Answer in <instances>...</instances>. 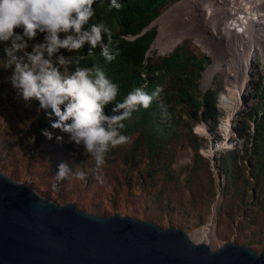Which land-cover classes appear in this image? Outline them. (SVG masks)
Instances as JSON below:
<instances>
[{"label": "rangeland", "instance_id": "rangeland-1", "mask_svg": "<svg viewBox=\"0 0 264 264\" xmlns=\"http://www.w3.org/2000/svg\"><path fill=\"white\" fill-rule=\"evenodd\" d=\"M172 5L164 9L157 18ZM173 12L175 15L173 19H169L168 26L173 28L174 32L177 29L178 33L183 24L180 20V8ZM157 18L154 19L153 25L156 26L158 33ZM184 41L189 46H183L185 49H191L193 53L199 55L198 49L193 48L195 45L186 36L175 46L181 45ZM169 52L162 53L152 44L148 54L155 57ZM258 65L261 74L259 81H262L264 65L261 60ZM10 75L11 69H4L1 63L0 172L28 185L40 196L56 204L72 202L88 213L102 216L119 213L152 221L163 228L173 226L194 231L211 222L212 206L215 205L213 237L210 242L234 241L250 247L257 253H264V200L260 204H254V200L249 197L250 192H247L242 202L241 184L237 183L236 186L231 184L225 178L228 172L222 174L217 165L215 167L211 165L210 157L201 152L202 147L209 146V125L206 121L195 117L189 106L183 103L175 104L170 115L162 110L160 121L164 119L176 121L174 128L177 133L168 140L165 152L161 156L162 161L152 164L151 175L146 170L147 160L138 164L136 170L131 168L124 157L134 135L129 137L126 144L112 148L106 153L102 174L93 173L94 160L91 156L84 155L82 146L70 142L67 133L50 127V121L44 111H37L38 101L32 99L25 103L19 99L8 81ZM168 81L167 78L162 86L167 85ZM220 87L223 88V81L221 77H217L210 88ZM262 87L261 83L259 87L255 84L253 95L241 99L240 108L232 113L228 130L225 132L221 124L226 121L227 115L217 106L219 119L211 132L216 136L212 138L216 148L222 140L230 141L227 146H220L214 151L216 157L222 153L223 148L244 149V139L238 137L234 130L237 115L249 109L261 112L264 106V94L260 96ZM40 121L43 125L48 124V127H39ZM197 125H205L208 133L197 132ZM37 127L40 130L38 136ZM43 129L53 133L51 140L41 134ZM190 130L197 133L202 157L197 158L191 147ZM56 136H62L63 140L57 142ZM239 153L241 154L242 151ZM61 162L68 164L73 175L60 181L59 190H54L52 185L57 183L55 174ZM81 171L85 173L84 180H79L74 175ZM139 172L142 173L143 178L138 176ZM97 175H100L101 179H97ZM258 184L261 187L259 193L264 195L263 183L259 181ZM254 193L256 195V189Z\"/></svg>", "mask_w": 264, "mask_h": 264}, {"label": "clouds", "instance_id": "clouds-1", "mask_svg": "<svg viewBox=\"0 0 264 264\" xmlns=\"http://www.w3.org/2000/svg\"><path fill=\"white\" fill-rule=\"evenodd\" d=\"M94 5L103 7L104 0H0V46L5 53L3 68L11 69L8 81L17 97L25 103L38 101L37 111H44L50 127L82 146L84 155L94 160L92 172L102 174L109 149L129 140L121 133L123 121L140 108L147 109L160 89L149 94L137 87L116 102L119 85L105 70L96 64L80 66L82 57L74 54L85 46L88 56L99 48L107 62L119 54L109 47L111 29L103 21L90 23L96 14ZM108 6L119 10L120 0H108ZM40 36L42 41L37 39ZM61 50L71 55L66 58ZM110 104H114L112 115L105 111ZM41 134L53 138L47 129ZM55 139L61 142L63 137ZM69 175H73L72 169L61 162L53 189L59 190V182ZM74 175L79 180L86 178L82 171Z\"/></svg>", "mask_w": 264, "mask_h": 264}, {"label": "trees", "instance_id": "trees-1", "mask_svg": "<svg viewBox=\"0 0 264 264\" xmlns=\"http://www.w3.org/2000/svg\"><path fill=\"white\" fill-rule=\"evenodd\" d=\"M176 1L178 0H120L119 10L109 8L108 0H104L103 7L94 5L96 14L90 23L103 21L111 29L112 43L109 47L113 53L118 51L119 54L111 62H107L102 57L99 48L92 56L87 55V46L80 53L74 54L82 57L81 67L99 65L108 77L119 85L116 102L122 101L137 87H143L149 94L160 89L147 109L140 108L132 114L130 119L123 121L125 127L121 130V133L128 138L134 135L124 155L126 161L131 168L138 170V164L147 160L148 174L152 171V164L162 161L161 156L165 152L168 140L177 133L174 128L176 121L167 119L160 121L162 110L170 115L175 104L183 103L193 110L195 117L207 122L210 133L215 129L219 119L217 102L223 88H208L202 94L198 86L201 72L210 60L208 56L196 46L193 48L198 49L199 55L193 53L190 48V50L185 49L183 46H188L186 41L176 45L167 54L155 57L148 54L149 47L157 34L155 25L148 26L164 9ZM37 39L42 41V36ZM105 41L107 42V37ZM61 51L66 58L71 55L64 50ZM4 62V46H0V64ZM167 78L168 84L162 86ZM259 84L260 81H256L258 87ZM263 94L264 86L260 96ZM113 106L114 104H110L105 109L109 115L113 114L111 112ZM38 125L48 127V124L43 125L42 121ZM38 130L37 127V136L40 131ZM234 130L238 137L244 139V149L223 148L222 153L216 157V165L222 174L228 172L225 178L231 184L235 186L237 183L241 184L242 202L245 200L246 193L250 192L249 197L254 200V204H260L264 200V195L259 193L261 187L258 184L261 181L264 185V106L259 113L256 109L238 113ZM211 134L216 136L215 133ZM189 140L197 158L202 157L199 152L201 144L197 141V133L190 130ZM137 174L143 178L142 173ZM254 189H256V195Z\"/></svg>", "mask_w": 264, "mask_h": 264}, {"label": "water", "instance_id": "water-1", "mask_svg": "<svg viewBox=\"0 0 264 264\" xmlns=\"http://www.w3.org/2000/svg\"><path fill=\"white\" fill-rule=\"evenodd\" d=\"M0 264H264V253L234 241L209 243L180 227L56 204L0 172Z\"/></svg>", "mask_w": 264, "mask_h": 264}, {"label": "built area", "instance_id": "built-area-1", "mask_svg": "<svg viewBox=\"0 0 264 264\" xmlns=\"http://www.w3.org/2000/svg\"><path fill=\"white\" fill-rule=\"evenodd\" d=\"M177 3L183 23L178 43L186 36L209 57L201 72L200 90L205 93L215 78L221 77L223 90L217 106L228 116L240 108L238 104L231 111L228 101L238 98L241 102L252 96L261 77L258 63L261 60L264 65V54L258 47L264 43V0H178L174 4ZM215 64L210 80L204 81L205 72ZM260 83L264 86V72Z\"/></svg>", "mask_w": 264, "mask_h": 264}, {"label": "bare ground", "instance_id": "bare-ground-1", "mask_svg": "<svg viewBox=\"0 0 264 264\" xmlns=\"http://www.w3.org/2000/svg\"><path fill=\"white\" fill-rule=\"evenodd\" d=\"M178 7H179V3L172 5L171 7H169V9L166 12H164V14L162 16H160L159 18L156 19V22L159 24V28H158V33H157L152 44H153V46L157 47L162 53L173 48L175 46V44L181 38V34L179 32L178 33L176 32L177 29L174 32L173 28L168 26L169 19L170 18L173 19V15H175V14H173L174 13L173 11H175ZM171 34H172V36H171ZM258 51L261 52L262 54H264V43L258 47ZM215 67H216V64L214 66H212L208 71L205 72L204 81L210 80L211 75L215 71ZM241 87H242L241 85L238 86L237 91H240ZM238 104H239L238 98H235V99L231 98L228 101L227 106L230 107L231 111H233V110H235V108ZM231 115L232 114L230 112L227 116L226 121L222 120L223 123L222 124L220 123L221 128L224 132L228 130V125H229V121L231 119ZM196 131L200 132V133H206V134L208 133L207 127L205 125H197ZM211 135L212 134L210 133V136ZM226 137H227V135H226ZM229 141H230L229 139H227L224 142L222 140L220 143L217 144L218 145L217 148L216 147L211 148L210 146L202 147L201 152L204 155L210 157V159H211L212 155L214 154V151L216 149H218V147H220V146H227L229 144ZM215 210H216V206L213 205L212 206V216L213 217L215 214ZM194 232L198 233L199 238L201 240L209 242V243L213 237L212 227H211L210 223L206 224L205 226H202L200 228L195 229Z\"/></svg>", "mask_w": 264, "mask_h": 264}]
</instances>
